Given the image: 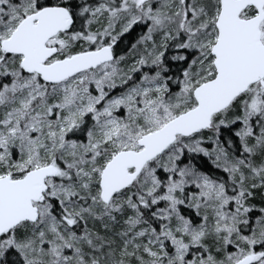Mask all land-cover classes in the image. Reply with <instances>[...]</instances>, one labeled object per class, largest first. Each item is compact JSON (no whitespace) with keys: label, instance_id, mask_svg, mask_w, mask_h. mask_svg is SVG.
<instances>
[{"label":"snow or ice","instance_id":"6c2138e0","mask_svg":"<svg viewBox=\"0 0 264 264\" xmlns=\"http://www.w3.org/2000/svg\"><path fill=\"white\" fill-rule=\"evenodd\" d=\"M0 264H264V0H0Z\"/></svg>","mask_w":264,"mask_h":264}]
</instances>
